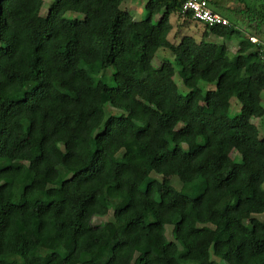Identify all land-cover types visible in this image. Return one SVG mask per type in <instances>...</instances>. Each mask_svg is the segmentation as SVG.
Returning <instances> with one entry per match:
<instances>
[{
  "label": "trees",
  "instance_id": "obj_1",
  "mask_svg": "<svg viewBox=\"0 0 264 264\" xmlns=\"http://www.w3.org/2000/svg\"><path fill=\"white\" fill-rule=\"evenodd\" d=\"M183 2L0 0V264H264V5Z\"/></svg>",
  "mask_w": 264,
  "mask_h": 264
},
{
  "label": "rangeland",
  "instance_id": "obj_2",
  "mask_svg": "<svg viewBox=\"0 0 264 264\" xmlns=\"http://www.w3.org/2000/svg\"><path fill=\"white\" fill-rule=\"evenodd\" d=\"M52 0H44V4H43V8L41 10V15L45 16L49 7V4L51 3ZM222 3V8H217V12H219L221 15L225 16L226 18L230 19L231 21H234L237 18V15L235 14L234 10H241L243 9L245 6H249V7H260V5H264V0H219ZM145 3L146 0H134V1H128V0H122V4H121V8L126 12V14L132 18L133 20L136 21H140L143 20L144 18H146V10H145ZM230 9H228V8ZM69 17V16H68ZM71 17H74V15H72ZM245 36V32L242 30H239V32H237L233 38L231 39V41H227V40H223V39H218L216 37H212L211 40H209L210 42H213L215 44H222L223 42L227 45V48L229 50L230 53H234V51L237 49V43L238 41ZM163 59H168L170 61H172V56L171 54L167 51V50H160L157 54L156 59L154 60V65L158 66L159 62L162 61ZM176 83L178 85V87L180 88V90L182 92H186V90L182 87L181 83L179 80H176ZM262 105H264V101L262 102ZM239 110V103L236 99H232L231 100V105H230V109H229V114L228 117L232 118L234 117ZM110 112H114L113 110L109 109ZM252 122H254L261 134H263L264 132V118L260 119V120H252ZM30 170L26 169V177L19 182L18 184H16V188L19 189L21 185L28 183L29 182V174H30ZM155 178L157 179H166L170 182V186L172 188L173 191L177 192L180 189V182L178 177L176 176L175 171L172 170H168L166 171L162 176L158 177L153 175ZM48 185V183H46ZM113 203H110V208H109V213L105 218L102 219H97L95 220L96 223H100V222H105V221H109L112 219V214H113ZM255 218L262 220L263 216L262 215H258V216H254ZM19 230L20 232H23V228L21 227V225H19ZM166 235L167 238L169 240H171V233H170V228H167L166 231ZM110 246V241H105L99 251H98V257H103L108 248Z\"/></svg>",
  "mask_w": 264,
  "mask_h": 264
},
{
  "label": "built area",
  "instance_id": "obj_3",
  "mask_svg": "<svg viewBox=\"0 0 264 264\" xmlns=\"http://www.w3.org/2000/svg\"><path fill=\"white\" fill-rule=\"evenodd\" d=\"M182 9L190 13L195 21L209 27H223L228 25V20L226 18L210 9L207 0H184ZM249 42L258 49L260 59L264 66V43L255 37H250Z\"/></svg>",
  "mask_w": 264,
  "mask_h": 264
},
{
  "label": "crops",
  "instance_id": "obj_4",
  "mask_svg": "<svg viewBox=\"0 0 264 264\" xmlns=\"http://www.w3.org/2000/svg\"><path fill=\"white\" fill-rule=\"evenodd\" d=\"M128 1H134V0H128ZM208 1V4H209V7H210V9L213 11V12H216V13H218V14H220L219 12H217V8L219 9V8H222V3L219 1V0H207ZM226 8H228V7H226ZM228 9H230V8H228ZM221 15V14H220ZM223 16V15H222ZM223 17H225V16H223Z\"/></svg>",
  "mask_w": 264,
  "mask_h": 264
}]
</instances>
